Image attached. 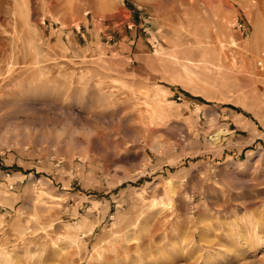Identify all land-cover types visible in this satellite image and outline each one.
<instances>
[{
    "label": "rangeland",
    "instance_id": "rangeland-1",
    "mask_svg": "<svg viewBox=\"0 0 264 264\" xmlns=\"http://www.w3.org/2000/svg\"><path fill=\"white\" fill-rule=\"evenodd\" d=\"M1 3L0 264H264V0Z\"/></svg>",
    "mask_w": 264,
    "mask_h": 264
},
{
    "label": "bare ground",
    "instance_id": "bare-ground-1",
    "mask_svg": "<svg viewBox=\"0 0 264 264\" xmlns=\"http://www.w3.org/2000/svg\"><path fill=\"white\" fill-rule=\"evenodd\" d=\"M1 1L2 0H0V11L2 10V8H3V4L1 3ZM69 4V3H68ZM70 5V4H69ZM3 9H5V8H3ZM7 9H9L8 7H7ZM3 12H5L4 10H3ZM6 13H7V11H6ZM224 21V20H223ZM221 22V25H223L222 27H225V24H226V22L224 23V22ZM12 23V22H11ZM13 26V30L11 31V29H10V31H8V32H10V34L12 35V36H14V34H15V36L14 37H16L18 34H17V25L15 26V24H13L12 25ZM227 26V25H226ZM227 27H225L224 29H226ZM22 39V41H23V44H22V49L23 50H25V54L26 53H28V45H30V42L28 41V39L27 38H25V37H23V38H21ZM35 43V42H34ZM221 44V43H220ZM37 51V54H38V57H39V50H36ZM6 52V51H5ZM26 59V58H25ZM3 56H1L0 57V74L1 73H3ZM12 64V63H11ZM10 64V66H12ZM2 76H3V74H2ZM0 89L2 90V88L0 87ZM6 89V88H5ZM0 90V91H1ZM3 94V93H2ZM113 96V95H112ZM115 99H116V97H115ZM70 132V131H69ZM62 135H63V133H62ZM64 135H66V133L64 134ZM72 134H70V136H71ZM91 135V133L89 134V136ZM59 137V136H58ZM59 144V143H58ZM68 151H69V149H67ZM83 157L85 158V159H87L88 158V154L87 153H84L83 154ZM218 219H219V221L221 220V217H224V219L225 220H227V219H229V221L231 222L230 223V226H232V229H231V227H230V229H229V231H231L230 233H227L226 231H225V226H224V224L223 223H221V221H220V224L218 225V228L220 229L221 228V232L219 233V235H217V239L219 238V241H217V242H214L210 247H208L209 248V250L206 252V253H203L201 256H199V257H197V259L196 260H194V257L192 256V254H189L190 256L189 257H187V261H185V260H183V264L185 263V262H187V264H202L204 261L205 262H207V257L208 256H210V255H212V254H215V252L218 250V249H220L221 247L220 246H222V245H235V243H237L236 242V240H238L241 236H242V232L244 231V230H240L241 228H240V226L238 225V223L236 222V221H234V220H230L231 219V217L232 216H237V219H239L242 223H244L245 225H246V227H247V232L249 233V234H251V232L253 231V230H256L257 228L259 229L260 227L258 226L257 227V225H256V227L255 226H253L254 225V223H253V225L251 224V223H245L246 221H244L243 219H242V217H241V215L239 214V212H237V211H233V212H230V211H223V213L222 214H220V212H218ZM217 217V216H216ZM220 217V218H219ZM249 218V217H248ZM251 222V221H250ZM259 225V224H258ZM242 226V225H241ZM244 226V225H243ZM242 226V227H243ZM132 227V226H131ZM157 227V226H156ZM245 227V228H246ZM262 228V227H261ZM243 229V228H242ZM135 230V229H134ZM166 230V229H165ZM176 231H174L175 232V237L178 239V241L179 240H183L182 239V237H181V234H179L178 232H177V228L175 229ZM263 230V229H262ZM143 231V230H142ZM157 231V230H156ZM164 231V230H163ZM257 231V230H256ZM144 232V231H143ZM160 232V231H159ZM158 232V233H159ZM263 232V231H262ZM260 233H261V231H260ZM256 234V233H255ZM158 235H160V233L158 234ZM157 235V236H158ZM155 236H156V234H155V229L153 228V230H148V236L147 237H149V239L151 240V243L153 242L154 243V240H155ZM156 236V237H157ZM161 237L163 238L162 240H163V242L165 241V244H171L170 242L172 241H170L169 242V239L167 238V236H166V234H165V231H164V233L163 234H161ZM174 237V236H173ZM196 237V236H195ZM242 238V237H241ZM127 239V238H126ZM176 239V240H177ZM127 241V240H126ZM138 241H140V240H138ZM183 242V241H182ZM179 243V242H178ZM168 244V245H169ZM190 244H192V245H194L197 249H201L198 245H196L197 244V242H196V240L194 239V240H192L191 242H190ZM172 246V245H171ZM127 247H128V245H127ZM124 248V247H123ZM127 249V248H126ZM138 250V249H137ZM160 248H157V252H158V254H155V253H153V252H151V253H149V254H146V252H144L145 254H141L140 256L141 257H143V258H146V257H157L158 255H160L161 254V258H163V260L165 261L166 259H165V257H164V255H163V253H161L160 252ZM223 250V249H222ZM221 250V251H222ZM224 251V250H223ZM141 252V251H140ZM217 253V252H216ZM218 254V253H217ZM140 257V258H141ZM149 259V258H148ZM160 260V259H159ZM162 261V260H161ZM156 262V261H155ZM158 262V261H157ZM170 262V261H169ZM171 262H173V261H171ZM179 262H181V261H179ZM204 262V263H205ZM169 264V263H168ZM170 264H172V263H170ZM174 264V263H173ZM182 264V263H181Z\"/></svg>",
    "mask_w": 264,
    "mask_h": 264
}]
</instances>
